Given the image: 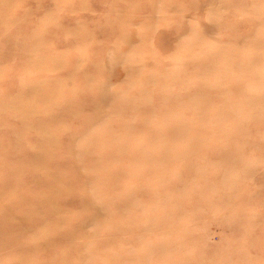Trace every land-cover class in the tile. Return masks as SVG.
Here are the masks:
<instances>
[{"label": "rangeland", "instance_id": "1", "mask_svg": "<svg viewBox=\"0 0 264 264\" xmlns=\"http://www.w3.org/2000/svg\"><path fill=\"white\" fill-rule=\"evenodd\" d=\"M0 264H264V0H0Z\"/></svg>", "mask_w": 264, "mask_h": 264}]
</instances>
